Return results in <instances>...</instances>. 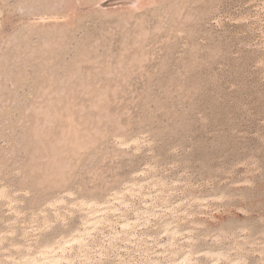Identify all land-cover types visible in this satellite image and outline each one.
<instances>
[{
  "label": "rangeland",
  "instance_id": "rangeland-1",
  "mask_svg": "<svg viewBox=\"0 0 264 264\" xmlns=\"http://www.w3.org/2000/svg\"><path fill=\"white\" fill-rule=\"evenodd\" d=\"M264 264V0H0V264Z\"/></svg>",
  "mask_w": 264,
  "mask_h": 264
},
{
  "label": "bare ground",
  "instance_id": "bare-ground-1",
  "mask_svg": "<svg viewBox=\"0 0 264 264\" xmlns=\"http://www.w3.org/2000/svg\"><path fill=\"white\" fill-rule=\"evenodd\" d=\"M56 262L52 263V264H55Z\"/></svg>",
  "mask_w": 264,
  "mask_h": 264
}]
</instances>
